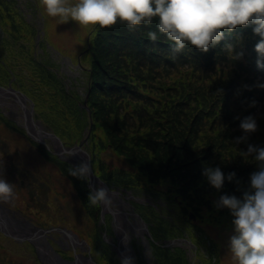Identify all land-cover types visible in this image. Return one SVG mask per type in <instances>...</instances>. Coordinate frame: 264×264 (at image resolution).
I'll return each instance as SVG.
<instances>
[{"label":"trees","instance_id":"16d2710c","mask_svg":"<svg viewBox=\"0 0 264 264\" xmlns=\"http://www.w3.org/2000/svg\"><path fill=\"white\" fill-rule=\"evenodd\" d=\"M17 3V0H0V33H6L15 42L18 39L31 42L37 36V29L25 21ZM156 24L154 18L151 24L135 28L118 22L107 28L88 29V49L83 52L85 63L80 66L87 77L86 105L92 124L82 149L99 180L113 190L147 200L145 204L131 205L149 225L155 264H172L170 250L155 242L178 239L189 241L194 249L190 263L186 252L176 249L182 255L179 264H222L225 254H229L228 241L220 243L213 231L226 233L220 236L229 239L232 216L227 209L217 210L214 201L224 193L242 196L250 187L251 175L259 170L256 161L240 156V150L247 151L249 143L257 144L258 135L264 136V118L258 119L262 130L235 148L226 144L225 130L233 132V128L240 127L243 118L251 115L258 101L264 98V87L259 86L264 84V69L257 66L258 54L254 50L260 37L252 32L251 25L238 26L232 32L224 30L221 42L207 52L189 46L177 53L171 47L172 41L159 33ZM150 30L158 32V40L148 38ZM228 43L235 47H228ZM6 48L7 42L0 35V49L6 52ZM24 48L21 47L22 51ZM38 52L34 55L31 48L23 51V58L34 68L36 76L28 89L42 90V85L47 86L51 105L46 107V100L26 97L39 110V116H45L49 123L60 128L67 121L66 109L79 113L81 120L76 121L77 125L66 122L69 129L64 131L70 134L67 138L74 135L69 146L78 145L84 138L83 130H88L90 125L88 113L79 101L83 100L66 88L50 63L44 62L42 56L40 60ZM238 52H243V56L237 58ZM3 57L0 52V87L11 84L22 93V77L16 76L14 64ZM176 69L184 72L173 83ZM53 100L59 106L67 104L63 105L65 111ZM207 132L214 137L206 139L205 147L197 146L196 141ZM240 133L243 130L234 135L241 136ZM211 145L215 147L211 154L220 161L211 163L210 157L199 160L201 156H196ZM225 154L231 161L224 158ZM217 165L226 174L235 171L238 182L226 180L222 190L213 188L203 170ZM76 179L75 183L82 188L79 196L88 198L90 185ZM87 207L97 223L100 206L96 208L88 203ZM110 219V215L106 216V229L112 234ZM97 236L96 244L103 246V235L97 233ZM110 258L113 260L115 255ZM137 263L144 264L141 259Z\"/></svg>","mask_w":264,"mask_h":264},{"label":"rangeland","instance_id":"374dc122","mask_svg":"<svg viewBox=\"0 0 264 264\" xmlns=\"http://www.w3.org/2000/svg\"><path fill=\"white\" fill-rule=\"evenodd\" d=\"M17 2V10H19L20 13L21 11H23L22 14L25 21L27 23L33 24L36 27L37 36H34L35 38L32 37L33 41L31 42H25L22 39H18L17 42H15L13 39L5 35L6 33L1 32L0 35L4 36L8 48H6V52L3 49H0V52H2L4 55L3 60L8 62L10 60L14 64V68L17 72L16 76L19 75L22 77V87L24 88H22V94L25 97L28 96L29 100L30 98H36L38 101L46 100L48 103L45 106L47 107L48 105H51L50 101H52V99L50 98V89L45 88L47 86L44 85H42V90L28 89L30 85L29 82L35 80L36 76L34 73V68L29 66L28 62H26V60L23 58V51L28 52L31 48V50L34 52L33 54L35 55V52H38V49H40V51L37 53L38 55H40V60L42 56L44 62H49V65L54 68L55 72L62 78L63 82L66 85V88L68 90H73L74 92H76L77 97L83 100L79 101L81 102V107H83L88 113L90 125L88 130H83L82 134L85 138L90 129V136L92 121L89 118L91 115L86 105V100L89 96V90H86L85 82L87 77L80 65L83 66V64L85 63V55L83 56V54L85 53L86 49H88V43L86 39L88 29H91V27L79 26V24L73 20L63 22L59 18L49 17L43 11L40 0H17ZM23 36L24 39L27 38L25 34H23ZM22 46L25 47L23 51L21 49ZM41 48H43L44 53L42 52ZM17 54L19 55L17 56ZM183 72L184 71L180 69H176L173 75V83L180 77ZM29 102L33 105L32 101ZM53 103L58 105V103H55V100H53ZM63 105L67 104H61L60 106L58 105V108L60 107L63 111H65ZM25 106L27 109H29L28 103H25ZM33 111V117L35 118L34 128L38 131H41V133L44 135H54L61 143L63 149L59 147L57 141H55L52 137H46L45 141L47 143L45 144L39 142L34 136H32V131H30V128L29 131H26V124L24 121L25 118L23 116L22 107L18 103V101L10 96H0V175L4 176L9 182L15 183V196L11 201L12 203L18 202L16 204L17 206L15 207L16 209L9 207L11 211L10 213H19L17 210H23L24 215L28 214L38 223H43L47 226L55 228H61L66 232L75 234L78 238L75 243V254L81 255L85 258L90 255L95 264H121V259L123 257H121L117 253L116 248L111 247L107 243V241L109 240L108 235L105 236V239L102 240L103 246H99L96 244V239L98 238L97 233H101L103 235V232L105 231L104 229H100L102 226L100 225V211L103 210L104 214L108 216L105 208L101 206L96 207H99V217L95 218L97 220L96 223L89 214L90 210L87 207L88 198L79 196L82 188L79 184L75 183L77 179L69 175L70 165L79 164L81 160H83V158L79 157V154L74 151H72L74 156L71 158L72 160L70 159L71 162L64 161L63 158L58 156L59 153L63 152L61 150H64V148L69 150L76 148L79 145L69 146L74 135H71V138H67L70 134L64 131H66V128L69 129L65 125L66 122L70 123L71 125L73 124V126L77 125L76 121L81 120L80 114H76L75 110H71V112H69L70 110L66 109L65 117L67 121H65L64 125H61L60 128L57 125L55 126L53 123H49L46 120L47 118L45 116H39V110L34 106ZM252 112L253 113L251 115H255L257 119L264 118V98L261 101H258L257 107H255V110H253ZM262 124L264 125V122ZM73 126L71 127V129L76 134L77 130ZM235 128H233V132H231L230 129L225 130L228 136V139H226V144L232 145L233 148L242 144H237L236 138L244 135V131L243 133H240L241 136L234 135L235 132L242 130L241 127ZM222 129L223 128H221L220 130ZM261 130L262 127L259 126V130L257 132H260ZM261 135H258L255 138L257 139L258 145L264 144V136L261 137ZM231 136H234V138L230 140L229 138ZM209 137H214V134L209 132L203 134V136H201L196 141V145L199 147H205L207 141L206 139ZM252 137L253 136H250V139H253ZM197 146H195V148H197ZM212 146L213 145H211L208 150L199 153L196 157L198 158L199 156H201L199 160H205L207 157H210L211 163L216 162L218 160V156L211 154V151H215V147ZM220 152L227 153V151ZM235 153L238 152L235 151ZM63 156L65 158L64 152ZM224 158L227 160L228 154H225ZM74 159H76V162L73 161ZM227 161L229 162L231 161V159H228ZM6 173H8V175ZM11 174L13 175L12 181L10 180ZM27 181L39 185L38 196L32 195V197L29 198V195L26 194L27 191H29L28 186L30 185V183H28ZM82 181L86 185H90L91 188L98 186V184H95L93 186L89 183V181ZM106 186L109 187L108 185ZM109 189H111V191H116L115 189L113 190L110 187ZM122 195L124 197L118 194L114 196L113 207L109 209L113 211H122L126 214L129 223L142 228V232L138 230L136 232L126 230L125 235L128 238L131 257L134 258L135 264H138L137 262L140 259L144 262V264H155L152 254L153 249L151 248L152 236L149 230V225L141 217L137 216V211L132 210L131 207L126 204V202H130L131 204H145L147 203V200L139 198L137 199L141 201H138L136 199L131 200L128 194ZM12 203H10V201H7L6 204L7 206H10L12 205ZM85 204L86 206H84ZM9 214L7 217V221L12 220ZM119 222L120 221L117 219V217L114 216L113 226L116 237L118 239ZM39 227L41 229H48L41 226ZM26 233L27 232L20 234L23 237L20 235H18L17 237L24 238V236H26ZM213 234L214 237L222 244H225L226 241H228L227 236H220V234L226 233H218L216 231H213ZM44 240H47L55 251L53 252L51 248H49L48 250V253L53 256L55 263L69 264L67 262L73 261V259H71V252H69L68 255H65L63 253L65 250H72V245L68 238H66L62 233L54 232V235H47ZM179 240L181 239H178V242L175 243L172 241L155 243H157L158 246L166 247L168 250H170V252L168 253H170L169 255L171 256L172 264H179V261L182 259L181 253L177 254V252L175 251L179 248L186 252L188 261L190 263L192 258H194V249L192 248V246H189L188 243L179 242ZM79 241L80 243H78ZM29 243L32 244L33 242H29L23 239V242L17 243L13 238L4 236V234L2 235V233H0V264H46L42 255L39 256V260L41 261L37 259V256L35 255V252L30 248ZM34 245L38 248L37 243H34ZM56 253L60 258L56 255ZM110 255H115V258L117 260L115 258L111 260ZM223 256L224 252L222 254V262ZM114 260H116V263H114ZM224 260L225 261L222 264H236L230 253L225 254Z\"/></svg>","mask_w":264,"mask_h":264},{"label":"clouds","instance_id":"9594fccd","mask_svg":"<svg viewBox=\"0 0 264 264\" xmlns=\"http://www.w3.org/2000/svg\"><path fill=\"white\" fill-rule=\"evenodd\" d=\"M40 4L49 17L93 28H107L118 22L135 28L151 24L156 18V28L172 41L171 47L177 53L189 46L207 52L221 42L224 30L232 32L238 26L251 25L252 32L260 37L254 45L257 66L264 69V0H40ZM147 36L151 41L159 38L155 30L148 31ZM227 46L235 47L233 43ZM236 56L242 57L243 52ZM240 127L244 135L236 138L237 144L248 141L259 130V121L249 115ZM240 152V156L256 161L259 170L251 175L250 187L242 196L224 193L214 201V207L227 209L232 216L227 247L236 264H264V145L249 143L247 151ZM73 156L72 151L65 153L66 160ZM69 175L90 181L95 176L91 160L70 165ZM203 175L217 191L223 189L226 180L238 182L235 171L226 174L219 165L205 167ZM14 196L15 183L0 175V201H11ZM88 203L112 208L114 194L103 184L92 187ZM121 264H134V258L124 256Z\"/></svg>","mask_w":264,"mask_h":264},{"label":"flooded vegetation","instance_id":"af4514ba","mask_svg":"<svg viewBox=\"0 0 264 264\" xmlns=\"http://www.w3.org/2000/svg\"><path fill=\"white\" fill-rule=\"evenodd\" d=\"M11 88L12 90H14L15 92H19L17 89H15V88H13L12 86H11V84H9L6 88H4V87H0V88H4V89H8V88ZM10 97H12V98H14L13 96H11V95H9ZM15 99V98H14ZM19 103V102H18ZM26 103H28V105H29V109H30V102H29V100L26 102ZM20 104V103H19ZM21 105V104H20ZM21 107H22V111H23V116H24V121H25V126H26V131H29V128L31 129V131L32 130H34L33 129V127H32V122H33V126H34V117H33V119H31L30 120V118L28 117V113H29V109H27L26 108V106H24L25 107V110H23V106L21 105ZM32 121V122H31ZM35 132V131H34ZM45 140V139H44ZM45 143H47L46 141H45ZM68 152V151H67ZM79 154V153H78ZM79 157H81V155L79 154L78 155ZM82 158V157H81ZM72 160V159H71ZM74 162H76V159H74ZM7 175H8V173H6ZM23 179V178H22ZM10 180L12 181L13 180V175L11 174L10 175ZM22 182H24V181H22ZM28 183H30V185L28 186L29 187V191H27V193L26 194H28L29 195V198L30 197H32V195L34 196V195H36V196H38V193H39V191H38V184H35V183H32V182H29V181H27ZM23 188H24V186H23ZM111 190V189H110ZM113 194H114V196H116L117 194L118 195H121L122 197H124L122 194V192H120V191H111ZM129 196H130V199L132 200V199H136V200H138V201H140L139 199H137V198H134L133 196H131V193L130 192H128L127 193ZM7 201H0V226H2V227H7L9 230H10V232L12 233V234H22V233H24V232H27L26 233V236H24L25 238H23V239H25L26 241H29V242H33L32 244H30V247H32V250L35 252V255H36V253H37V250H38V248H37V246H35L34 245V243H36L37 241H40V239H43L44 240V238L45 237H47V235H54V232H58V231H52V232H50V233H48V234H46L44 237H41L40 239H37L36 237H34L35 236V230H38V229H41L39 226H41V227H43V228H48V230L49 229H52V228H55V227H51V226H47V225H45V224H43V223H38V222H36L35 221V219L34 218H32V217H30L28 214H23V210H17L19 213H14L13 214V212L12 213H10L11 211H10V208H15L17 205V203H12V201H10V203H12V205H10V206H7ZM126 204H128L130 207H131V209L133 210V207H132V205H131V203L129 202H126ZM10 207V208H9ZM16 209V208H15ZM105 210H106V213L108 214V215H110V217H111V219H110V226H111V229H112V234H110V233H108V230L106 229V225H107V221H106V215L104 214V211L103 210H101L100 211V213H101V222H100V225H102L103 227H104V229H105V231L103 232L104 234H103V238L105 239V236H107L108 235V241H111V243H108L111 247H113V248H116V247H118L119 246V249H120V251H121V248H120V239H118L117 237H116V234H115V230H114V226H113V218H114V216H116V211H113V210H110L109 208H105ZM10 215V217L12 218V220L11 221H7V217H8V214ZM134 213V212H133ZM137 215V214H136ZM138 216V215H137ZM139 217V216H138ZM58 229H61V228H58ZM21 231H23V232H21ZM124 231H126V229H124ZM59 233H61V232H59ZM66 238H68V240L70 241V243H71V245H72V250H65L63 253L65 254V255H68L69 254V252H71V254H72V256H71V259H73V261H70V262H67V263H69V264H72V263H74L75 262V257H78L79 258V263H82V261L81 260H87L88 261V258L89 259H91V256L89 255L88 257H83V256H81V255H76L75 254V243H76V240H78V238H76V239H73V238H70L69 236H67V235H65L64 233H62ZM3 235V234H2ZM24 235V234H23ZM4 236H6V235H4ZM20 236H22V235H20ZM48 237H50V236H48ZM23 239L22 240H16V239H14L17 243H21V242H23ZM128 239V238H127ZM52 240H53V238H52ZM46 241L47 240H44L43 242H45L46 243ZM28 243V242H27ZM78 243H80V241L78 242ZM117 244H119L118 246H117ZM45 245H47V244H45ZM51 245V244H50ZM48 246V245H47ZM49 247V246H48ZM49 248H51V247H49ZM51 250L53 251V252H55L54 250H53V248H51ZM124 255H127L126 253H124L123 251H121ZM56 255H57V253H56ZM37 256V259L39 260V255L37 254L36 255ZM58 256V255H57ZM73 256H74V258H73ZM127 256H129V255H127ZM130 256H131V254H130ZM59 257V256H58ZM60 258V257H59ZM63 261V260H62ZM91 261L93 262V260L91 259ZM64 262V261H63ZM94 263V262H93ZM83 264V263H82ZM90 264V263H89ZM95 264V263H94Z\"/></svg>","mask_w":264,"mask_h":264},{"label":"water","instance_id":"95a60500","mask_svg":"<svg viewBox=\"0 0 264 264\" xmlns=\"http://www.w3.org/2000/svg\"><path fill=\"white\" fill-rule=\"evenodd\" d=\"M9 95H11V96H13L22 106H23V110H25V103L28 101V99L22 94V93H20V92H15L14 90H12L10 87L8 88V89H4V88H0V96H9ZM30 111H29V113H28V117L30 118V120L31 119H33V115H34V111H33V105L32 104H30ZM32 122V121H31ZM32 127H33V129L34 130H32V136H34L39 142H41V143H43V144H45V138L46 137H52L55 141H57V144L59 145V147L60 148H62V146H61V143L59 142V140L54 136V135H43V134H41L40 133V131H38V130H36L35 128H34V126H33V122H32ZM35 131V132H34ZM89 132H90V129H89V131H88V134H87V136L83 139V141H81L80 143H79V145L76 147V148H73V149H69V150H67V149H65L64 148V150H61V151H63L64 153H66L67 151H74V152H77V153H79L80 155H81V157L83 158V160H87V161H89L90 162V159H89V157H88V155L83 151V149H82V146L84 145V144H86L87 143V140H88V136H89ZM63 149V148H62ZM63 152L62 153H59L58 154V156L59 157H61V158H63L64 159V161H67V162H71V160L69 161V160H66L65 158H64V156H63ZM74 161V160H73ZM89 183L90 184H92L93 186L95 185V184H98V185H101V184H103L104 186H106L103 182H101L96 176H93V178L89 181ZM141 201V200H140ZM143 201V200H142ZM190 217H192V215H190ZM143 223V222H142ZM52 231H58V232H61V233H64L65 235H67V236H69L70 238H73V239H76L77 238V236L75 235V234H73V233H69V232H66L64 229H58V228H52V229H38V230H35V236L34 237H36L37 239H40L41 237H44L46 234H48V233H50V232H52ZM0 233H2V234H4V235H6V236H8V237H11V238H13V239H16V240H22L23 238V236L22 237H20V238H18L17 236L18 235H20V234H12L11 232H10V230L7 228V227H2V226H0ZM25 238V237H24ZM108 243H111V241H107ZM172 242H178V240H176V241H172ZM179 242H186V243H188L189 244V242H187L186 240H184V239H182V240H179ZM46 244L49 246V247H51V245H50V243L48 242V241H46ZM119 244H117V246H118ZM190 245V244H189ZM52 248V247H51ZM116 250H117V253L121 256V257H124V256H127V255H124L121 251H120V249H119V246L118 247H116ZM130 256V255H129ZM88 262L90 263V264H94L92 261H91V259H89L88 258ZM72 264H82V263H79V258L78 257H75V262L74 263H72ZM135 264V263H134Z\"/></svg>","mask_w":264,"mask_h":264},{"label":"bare ground","instance_id":"6f19581e","mask_svg":"<svg viewBox=\"0 0 264 264\" xmlns=\"http://www.w3.org/2000/svg\"><path fill=\"white\" fill-rule=\"evenodd\" d=\"M30 131H31V129H30ZM40 133H41V131H40ZM115 213H116L117 219L120 221L119 225H118V231H119V239H120L121 251H123L127 255H130L131 254V250H130V247L128 245V239H127V237L125 235L126 231H124V229L130 230L132 232H136L137 230L142 232V228H140L137 225H133V224L129 223L126 214L123 213L122 211L119 210V211H116ZM40 240L41 241H37L36 242L37 245H38V250H37L36 255L37 254L39 256L42 255V257H43V259H44L46 264H57V263H55V260L53 259V256L48 253L49 247L47 245H45L46 243L43 242L44 241L43 239H40ZM39 261H41V260H39ZM81 261H82L83 264H89V262L87 260H81Z\"/></svg>","mask_w":264,"mask_h":264}]
</instances>
